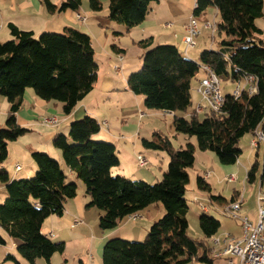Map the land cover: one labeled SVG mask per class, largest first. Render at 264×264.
<instances>
[{
  "label": "trees",
  "instance_id": "1",
  "mask_svg": "<svg viewBox=\"0 0 264 264\" xmlns=\"http://www.w3.org/2000/svg\"><path fill=\"white\" fill-rule=\"evenodd\" d=\"M157 1L108 0V18L129 31L144 23L151 4ZM44 3L50 12H78L82 6V0H66L59 8L49 0ZM210 6L216 7L220 15L217 32L224 37L221 50L209 51L201 63H196L174 45H147L143 66L129 76L128 87L144 97L147 109L173 113L176 133L195 137L201 152H213L221 165L234 166L243 153L239 147L242 138L253 137L257 130L264 134V33L256 24L264 17V0H197L194 15ZM89 7L93 12H102L103 2L89 0ZM10 31L14 39L0 42V94L10 104L5 126H0V182L8 194L0 204V229L12 238L27 264H36L39 259L49 261L55 254H64L65 245L44 235L42 227L49 217L63 216L66 202L77 197L79 186L76 180L69 181L58 160L43 152L32 154L37 168L33 177L10 178L4 168L9 157L8 144L30 132L19 125L17 114L26 91L31 89L39 99L61 104L65 116L71 115L94 89L99 66L91 37L79 30L66 28L64 34L45 32L38 37L14 25H10ZM112 48L120 51L117 45ZM204 65L219 79L225 76L238 84L253 77L256 93L250 95V85H244L239 98L233 94L224 96L222 109L207 111L200 120L196 109L188 111L192 107V80ZM100 130L97 119L85 116L70 124L68 136L59 134L53 139L65 166L83 183L90 198L86 208L102 212L100 229L113 230L125 218L155 204H161L165 210L164 216L151 226L145 241L109 240L103 249V264H214L210 241L219 233L221 222L203 214L199 218L203 239L189 234L185 195L190 183L189 169L196 164L194 144L189 142L185 148L174 149L170 139L160 133L152 140H143L145 149L163 151L169 156L162 179L150 184L113 176L112 170L120 165L118 151L113 143L94 139ZM262 164L264 178V152ZM259 166L256 161L249 169L248 183L256 181ZM197 186L209 194L211 201H219L223 206L241 194L238 192L230 201L213 195L204 176H198ZM0 244H5L1 233ZM7 260L21 264L13 255Z\"/></svg>",
  "mask_w": 264,
  "mask_h": 264
},
{
  "label": "crops",
  "instance_id": "2",
  "mask_svg": "<svg viewBox=\"0 0 264 264\" xmlns=\"http://www.w3.org/2000/svg\"><path fill=\"white\" fill-rule=\"evenodd\" d=\"M49 1L59 8L66 0ZM102 2L103 11L97 13L90 11L87 0H82L81 8L90 17L89 19V17L86 16V22H82L78 20L77 16H82L80 13L81 8L78 12H50L46 8L44 0H0V42L2 43L14 39L10 31V25H14L21 31L33 32L35 37L45 32L61 31L69 26L77 27L74 29H78L91 37L93 48L94 41L98 37V32H103L101 30H105L106 41L109 37L112 38L111 36L114 35L119 39V43L115 45H117L120 51L116 52L113 50L111 52L114 59H111L110 65H113V67H100V62H97L99 66L98 80L94 89L77 105L71 115L65 116L63 114L61 104L43 101L35 95L33 90L28 89L24 96L23 105L17 114L18 123L30 130L28 134L35 135L34 140L36 146L32 145V147L28 149H31L30 151H32V149L46 151L50 156L59 161L62 169L71 180V178H75V176L65 166L61 152L54 148L53 139L59 134L68 136L70 124L73 121L80 120L85 116H91L97 119L101 125V130L94 139L111 142L116 146L118 151L120 165L116 167L115 171L112 170L113 175L116 174L130 180L158 182L167 170L169 156L163 151L145 149L142 145L143 140H152L156 133H160L170 139L174 149H179L183 147L181 137L176 133L175 129L173 131L174 126L170 127V136L164 134V132L160 130L159 121L160 117H162L161 112L149 110L145 107L144 97L134 94L129 89L128 78L132 73L141 69L142 57L148 50L145 47L147 45H149V48L158 45H174L182 55L196 63H201L202 58L209 51L221 50L220 43H217L218 46L215 47L217 32L213 33L211 29L205 27L207 23H218L220 15L214 6L208 7L204 12L198 15L197 18L200 22L201 34L196 40L197 46L195 48L186 49L182 39L185 35L189 19L194 15L197 0H158L151 4V11L144 23L129 31L126 30L124 26L116 24L108 18L109 2L108 0H102ZM106 3L107 9L104 7ZM168 23L171 24V26L166 27ZM260 29L264 33V30L262 28ZM116 33H121V35L118 36ZM124 38H128L131 46L138 49V61H131L129 58V46L125 43H121V40ZM223 38V36H220L221 40ZM146 41L148 42L146 45L141 44ZM120 57H122L123 60H121ZM203 72L202 78L198 80L199 84L200 81L206 77V72ZM192 83L191 99L192 101L195 99V104L192 102V106H194L193 112L201 101V95L197 90L199 87V85H197L194 91L195 98L193 99ZM6 100L7 99L0 94V106H2L0 118L6 117V113L9 112L10 104L8 100ZM142 114L144 115L142 116ZM164 114L166 113L164 112ZM54 115L58 117V125L52 127H46L44 124L42 125V118ZM170 117L173 118V116ZM172 139L175 142H173ZM8 148L9 164L12 166L16 163V166H21L20 171L16 170V166L15 168L14 166L10 168L11 166L9 165L4 167L10 178L27 179L33 177L37 171L36 165L28 159V164H24V167H26L24 168L18 163L20 158L12 153L10 147ZM27 150H22L21 153L27 155ZM139 155L146 157L149 162L147 167H150V169H146L147 167L141 168L139 166L137 160ZM242 165L244 170L248 173V164ZM237 166L236 164L234 166L225 167V171L230 175L237 176V173L240 171ZM261 173L263 175V170ZM262 175L260 177V188L264 187V178ZM78 186V195L76 198L66 202L63 216L49 217L45 220L42 227V233L44 235L55 243H63L65 245L64 254H55L49 261L39 259L36 264H103V249L109 240L124 237L127 239L131 234H139L140 229L142 232H147L145 229L155 223L156 219L162 214L159 207L157 209L158 215L156 216L151 214V211L147 209L134 217L125 218L119 223L118 227L113 230L102 231L99 227V220L102 212L95 208H86L90 202V198L86 195L85 188L79 184ZM237 193L238 191H235L233 197L236 196ZM7 196L6 187L0 182V203H4ZM244 205L245 200L241 208L242 212L244 210ZM246 214H248L247 217H249L252 222L257 220V209L255 212L246 211ZM126 219L131 221L127 223V221H125ZM75 222H78V224L74 225ZM123 222L125 223L124 226H122ZM130 223L138 224V226H132ZM235 223L240 229L239 234H228L236 240H241L243 238L242 223L240 220H235ZM0 233L5 240V244H0V264H12L8 262L7 257L10 253L13 255V250L6 247V245L11 241L13 242V246L16 247L15 242L5 230L0 229ZM70 246L73 248L77 246L82 249V252L80 250L75 257L70 259L67 256ZM13 256L21 264H27L20 255ZM214 264L217 263L215 262Z\"/></svg>",
  "mask_w": 264,
  "mask_h": 264
},
{
  "label": "rangeland",
  "instance_id": "3",
  "mask_svg": "<svg viewBox=\"0 0 264 264\" xmlns=\"http://www.w3.org/2000/svg\"><path fill=\"white\" fill-rule=\"evenodd\" d=\"M87 5H89V0H87ZM104 7L105 8L107 7V3ZM90 11H92V10L90 9ZM80 13L84 17H86V16L89 17V15H87L82 10V8H81ZM89 19H90V17H89ZM219 20H220V17H219L218 21ZM256 23H257V26H259L260 28H262L264 30V18L258 20ZM68 28L74 29L77 27H70L69 26ZM76 30H78V29H76ZM101 31H103V32H100V33L98 32V37L94 41V49L96 52L95 59L97 62L98 61L100 62V64H101L100 67H113V65H110L111 59L112 60L114 59V57L112 56V53H111L113 51L112 46H113V44L114 45L118 44L119 39L116 35H114V36H111L112 38L109 37L106 41L105 40V32H104L105 30H101ZM64 32H65V29L61 30V31H57V32L55 31V32H48V33L64 34ZM216 38L217 39H216L215 47L218 46L217 43H221V41H222L220 39L218 32L216 34ZM114 40H115V42H114ZM121 43H125L127 46H129L130 51H128V56L131 59V61H134V60L138 61L139 60L138 49L133 48L131 46L130 40L128 38H124L121 40ZM128 56H127V62H128ZM108 63H109V65H108ZM142 63H143V60H142ZM203 71L204 70L201 69L198 72L197 77L194 80H192V82H193L192 83L193 99L195 98L194 97V94H195L194 91L196 90L195 87L197 85H199L198 80H199V78H202V76L204 74ZM220 82H221V92H222L223 96L233 94L238 87L237 81H233L231 78H226L225 76H222L220 78ZM244 85H245V80L243 79L242 80V86H244ZM192 102H194V104H195V99ZM52 103H54V102H52ZM193 107L194 106H192L189 109L188 113L192 112ZM1 109H2V106H0V110ZM160 112H161V116H162V117H160V121H159L160 130H162L164 132V134L170 136V134H171L170 133V127L173 126V118L164 114V112H162V111H160ZM205 113H202L200 115V120L204 119ZM7 116H8V113H6V117L0 118L1 127L5 126ZM54 117H57V116L54 115V116L42 118V120H41L42 125L44 124L46 127H52L51 125L47 126L44 122L46 119L54 118ZM165 117H167V118H165ZM166 123H168V124H166ZM22 127H24V126H22ZM173 131H174V128H173ZM97 135H95V136H97ZM178 135L181 137V142L183 144V148H185L187 143H189V142L194 144V146L196 147V152H195L196 164L193 168L189 169L190 183L187 186L186 195H185V198L188 201V205H189L188 220H189V234H190V236L193 237L194 239H203V234H202V231L200 229V224H199V218L203 214H207L208 216L214 217L218 221L221 222L222 226H221V229H220L219 233L217 234L216 238H223V237H225L224 235L228 234V233L238 235L240 232V229L237 226V224L235 223V220L222 213L224 206L222 204H220L219 201H211L209 199V194L198 188L197 178H198V176L203 177L205 173H210L211 179L209 180V184L212 186V189H213L212 194L216 195V196H222L223 198H225L228 201L231 200L235 191H238L241 194H243V198L245 200V205H244L243 212L240 211L238 213L239 216H241V217L248 216V214H246V211L255 212L257 209V212H258L257 195H258V192L260 190V187H259L260 179H261L260 177L262 175L261 172L263 170L262 156H263V152H264V145H261L260 149H256V148H253L251 146V140L253 137L245 136L244 138H242V140L239 143V147H240L241 151L243 152V154L241 155L239 162L237 163V165H238L237 167L240 169V171L237 173V176H236L237 181L235 183L228 184L226 179H227V177L230 176V174H228V172L225 171V169H226L225 167H229V166L221 165L215 153H213V152H201L197 147V140L195 137L189 138L188 136H186L184 134H178ZM34 136H35L34 134H31V135L26 134V135L20 137L17 141L11 142L8 144V147H10V149H12V153L17 155L20 158L18 163L21 164L23 167L25 166L24 164H28L27 163L28 159H30L32 161V163L35 165L34 160L32 158V154L34 152L47 153L46 151H41V150H36V149H32V151H30L31 149L30 150L28 149L29 147H32V145L36 146ZM93 141H95V140H93ZM96 142H99V141H96ZM173 142H175V141L173 140ZM16 143H18V144H16ZM15 145H17L18 147ZM22 150H27V152H28L27 155L21 153ZM257 154H258V156H257ZM256 161L260 164L259 170L257 172V181L253 184H250L247 182V172L244 170L242 164H248L249 169H250ZM7 165L11 166L9 164L8 160L4 163V167H6ZM168 165H169V163H168ZM12 166H14V168H15L16 163ZM12 166L10 168H12ZM24 168H26V167H24ZM115 169L116 168H114L113 171H115ZM146 169H150V167L149 168L147 167ZM113 176L117 177L119 175L115 174ZM28 179H30V178H28ZM75 179L77 180V184L84 187L81 180L77 179L76 177L71 178V180H74V181H75ZM71 180L69 179V181H71ZM138 181H140V180H138ZM145 182H147V181H145ZM148 183L155 184V183H157V181L156 182L152 181V182H148ZM245 187H246V189L244 191ZM262 192L264 193V187L262 188ZM196 198H198V201H196ZM198 202H200L204 206H207L209 208V212H204L201 208V205ZM0 204H3V203H0ZM158 207L161 209L162 214L160 215V217H158L156 219L155 222H157L158 220H160L164 216L165 210H164L163 206L161 204H155V205H152L149 208H147L151 211V214L156 216V215H158V212H157ZM147 209H145V210H147ZM145 210L141 211V213L144 212ZM147 213H149V212H147ZM125 221H127V223H128L131 220L126 219ZM139 221H141V220H139ZM124 225H125V223L123 222L122 226H124ZM130 225H132V226L137 225L138 226V224H134V223L133 224L130 223ZM151 226L149 228L147 227V229H145V230H147V232L146 231L142 232V230L139 228L140 229L139 234H136V235L131 234L130 237H128L127 239L125 237L122 239L125 241H128V242H143L146 240V237L149 234ZM210 244H211V241H210ZM6 247L13 250V255H19L17 248L15 246H13V242L9 241V243L6 245ZM80 250L82 252L81 248H78L77 246H75L73 248L70 246L67 256L70 259H72L73 257H75L80 252ZM10 255H12V254L10 253ZM8 262H11L12 264H16L14 261H8ZM193 264H205V263H199L198 262V263H193Z\"/></svg>",
  "mask_w": 264,
  "mask_h": 264
},
{
  "label": "built area",
  "instance_id": "4",
  "mask_svg": "<svg viewBox=\"0 0 264 264\" xmlns=\"http://www.w3.org/2000/svg\"><path fill=\"white\" fill-rule=\"evenodd\" d=\"M197 8V2L196 6ZM78 20L86 22V18L78 15ZM171 26L167 24L166 27ZM206 28L211 29L213 33L217 32V23H207ZM201 34V26L199 19L196 15L190 17L186 26L185 35L183 36V43L186 49L195 48L197 46V38ZM123 60L122 57H120ZM117 68V67H116ZM206 72V77L200 81L198 92L201 95V101L196 106V113L202 114L206 111L219 112L224 103L225 97L221 92V82L216 73L208 66L201 67ZM118 69V68H117ZM256 81L253 77H249L245 80V85H250L247 89L249 94H255L257 91ZM245 86H242V82H239L236 91L233 96L237 99L241 96ZM169 116H173V113H166ZM144 114H142L143 116ZM47 126H56L59 123L58 117L46 119L44 122ZM261 145H264V134L262 131L257 130L251 140V146L258 149ZM138 164L141 168L147 167L149 164L146 157L139 155L137 157ZM16 170L20 171L21 166L17 165ZM211 178L210 173L204 174V179L209 180ZM228 184L235 183L237 178L235 175H230L226 179ZM246 187L244 188L245 191ZM198 201V198H196ZM258 216L255 222H252L249 217H241L238 213L241 211L244 198L243 194L237 196L234 202L224 206L222 213L235 220H240L242 223L243 238L236 240L230 234H225L223 238H212L211 246L213 248L211 257L217 264H264V193L260 188L258 195ZM201 208L204 212H208L209 208L204 206L200 202ZM75 222L74 225H77ZM52 236V235H51Z\"/></svg>",
  "mask_w": 264,
  "mask_h": 264
}]
</instances>
